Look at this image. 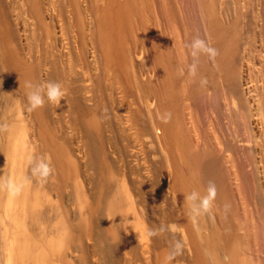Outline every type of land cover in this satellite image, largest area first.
I'll list each match as a JSON object with an SVG mask.
<instances>
[{
  "label": "bare ground",
  "instance_id": "1",
  "mask_svg": "<svg viewBox=\"0 0 264 264\" xmlns=\"http://www.w3.org/2000/svg\"><path fill=\"white\" fill-rule=\"evenodd\" d=\"M197 35L219 55L193 79ZM26 81L65 96L30 112ZM0 124V175L54 168L0 192V264H264V0H0Z\"/></svg>",
  "mask_w": 264,
  "mask_h": 264
},
{
  "label": "clouds",
  "instance_id": "2",
  "mask_svg": "<svg viewBox=\"0 0 264 264\" xmlns=\"http://www.w3.org/2000/svg\"><path fill=\"white\" fill-rule=\"evenodd\" d=\"M185 47L189 50V54L192 57V63L187 66V75L193 79L198 76L200 58L206 56L208 60L215 61L219 55L218 49L212 46L211 42L207 38H201L199 35L193 37L190 43ZM180 75H184V69H179ZM200 86H207V78H200ZM27 97V110L35 111L39 108H43L46 103L59 104L64 96L65 89L60 82L48 81L44 83H33L26 81L24 84ZM163 123H169L172 119L171 112H165L160 117ZM7 124H0V132L7 131ZM31 176H24L17 180L12 176L0 175V192H5L9 199L18 198L25 190L26 185L32 182V178L38 179L41 183H47L48 179L53 175L54 168L50 163V158L47 156H40L37 159L30 161ZM218 196V188L214 181H208L206 192L201 195L198 191H191L184 199L189 206L191 219L194 223L198 221L200 217L205 215H211L214 208H216V199ZM231 210V204L225 203L223 205V213L226 216ZM176 225L164 226L161 225L156 228H147L145 230V238L151 239L159 236L161 233L168 231H176ZM183 242L179 239H174L170 242L169 253L166 256V261H172L176 256L183 252Z\"/></svg>",
  "mask_w": 264,
  "mask_h": 264
}]
</instances>
